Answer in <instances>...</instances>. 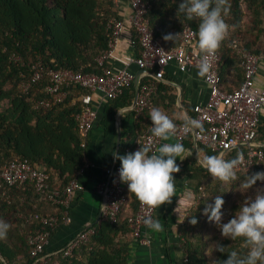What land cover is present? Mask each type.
Listing matches in <instances>:
<instances>
[{
  "label": "trees",
  "instance_id": "trees-1",
  "mask_svg": "<svg viewBox=\"0 0 264 264\" xmlns=\"http://www.w3.org/2000/svg\"><path fill=\"white\" fill-rule=\"evenodd\" d=\"M179 3L180 0H151L148 17L153 26L159 27L156 34L167 49L178 44V37L165 41L163 35H176L185 22L198 29V21H186L177 13ZM226 6L229 11L224 19L228 30L220 45V72L223 87L233 90L245 77L242 56L231 46L233 40L238 41L239 47L264 52V0H227ZM111 17L120 18L115 0H0V164L14 158L26 159L47 171L51 188L60 190L78 174L88 147H82L83 137L75 115L81 109L78 98L89 90L79 85L71 86L65 101L47 109L36 108L34 101L46 96L45 87L51 82L48 71L52 68L101 71L96 58L108 48L107 24ZM134 43L140 53L138 37ZM37 67L43 68L42 78L28 90H23L21 82L30 79ZM147 80L153 78H143L142 84ZM170 90L159 81L154 107L165 111L173 120H182V117L174 116L177 98L175 94H169ZM135 95L132 82L120 96L109 99L105 106L106 117H111L121 107L132 105ZM151 109L138 117L137 133L152 124ZM188 111L192 114L194 106L188 107ZM257 138L264 141V122L258 129ZM202 147L208 155H217L209 147L203 144ZM238 150L228 156L233 157ZM199 169L196 189L204 196L199 207L189 212L182 228L185 264H216L217 260L228 256L216 249L217 243L227 247L228 251L240 249L241 241L203 233L202 230L210 228L211 222L202 210L206 203L214 202L216 195H222L225 201L222 212H230V219L243 202L244 196L238 189L241 182L247 176L264 171V166L236 170L237 180L230 184L213 180L200 164ZM125 186L126 201L118 220L102 217L95 223L96 233L88 241L71 255L66 256L62 251L54 253L46 264H131V243L138 237L128 220L137 212L139 201L128 192L126 183ZM4 188L7 194L0 189V220L10 227L6 238L0 240V264H38L28 237L30 230L44 226L36 220L27 222L23 215L60 212L63 208L39 194L31 182L24 188L7 185ZM234 195L235 199L231 201ZM191 215L197 218L195 225L190 223ZM47 251L48 246L43 253ZM210 251L212 254H208Z\"/></svg>",
  "mask_w": 264,
  "mask_h": 264
},
{
  "label": "built area",
  "instance_id": "built-area-1",
  "mask_svg": "<svg viewBox=\"0 0 264 264\" xmlns=\"http://www.w3.org/2000/svg\"><path fill=\"white\" fill-rule=\"evenodd\" d=\"M115 2L117 4L119 0ZM129 3L132 8L129 20L139 39L140 53L127 55L126 64L121 69H114L108 64L117 48L121 33L126 27L124 20L111 17L107 24L108 48L96 58L101 71L92 72L85 71L83 68L67 67L52 68L48 71L51 82L45 87L46 96L34 101L36 108L47 109L53 104L65 101L69 87L79 85L87 88L89 92L82 93L78 98L81 102V109L75 115L83 137L82 147L84 148L88 147L91 132L99 117L98 108L94 106L95 93H101L107 100L120 96L124 89L134 82L136 73L130 69L131 64L144 69L140 91L135 95L134 103L130 105L135 117H139L145 110L154 107V95L158 92L159 81L164 79L166 68L172 62H175L181 71L198 70L197 65L202 53L198 46H194L198 39L195 26L185 22L181 30L177 32L178 44L167 49L162 39L156 34L159 27L153 26L148 17L151 0H129ZM231 46L237 48L242 56V65L245 70L244 80L233 90L223 87V77L220 72L222 52L219 47L216 54L210 58L211 70L204 77L210 86L208 100L206 103L195 104L194 112L190 115L201 121L204 131L201 133L197 130L195 133L185 134L182 130V120H174L177 124V132L173 140L169 142H180L184 145L186 139L193 135L198 142L212 151L217 154L222 153L225 159L232 158L228 154L239 149L237 152H242L244 159L236 170H249L264 166V143L257 138L264 110V88L256 83L260 63L264 61V52L256 53L239 47L236 39L233 40ZM42 76L43 68L37 67L30 79L21 82V88L28 90ZM145 77H152L153 80H147L142 84V79ZM160 143L161 141L151 134V124L136 137V144L139 147L140 145L148 146L155 150ZM126 150L129 151L130 147ZM93 166L85 153L84 164L78 174L63 190H60L51 188L48 181L50 175L47 171L26 159L14 158L0 164V189L4 190V194H7L4 188L6 185L24 188L28 182H31L39 194L49 197L63 208L61 212H32L23 215L27 222L36 220L44 226V228L30 230L28 237V244L32 248L33 256L36 257V263L46 264L51 259V255L59 251L66 256L71 255L76 248L96 233V227L89 226L71 238L60 250L43 253L50 242L53 231L58 226L72 220L70 210L75 194L86 190V185L80 176ZM119 167L120 163L109 167V176L97 186V192L103 197L105 203L104 215L112 221L119 219L126 201V186L119 180ZM199 199L201 196L198 197ZM156 210L147 208L139 202L137 212L129 217V226L144 244L150 243V240L141 235L143 228L146 227L143 221L149 216L154 218Z\"/></svg>",
  "mask_w": 264,
  "mask_h": 264
},
{
  "label": "clouds",
  "instance_id": "clouds-1",
  "mask_svg": "<svg viewBox=\"0 0 264 264\" xmlns=\"http://www.w3.org/2000/svg\"><path fill=\"white\" fill-rule=\"evenodd\" d=\"M227 0H180L177 13L186 21H198L197 46L202 53L197 65V75L206 77L211 70L210 58L216 54L221 42L225 39L228 25L224 16L229 9ZM176 35L171 33L163 35L165 41L174 40ZM151 119V134L161 143L153 150L148 146L126 154L112 151L114 160L120 161L118 169L120 182L126 183L128 192L145 207L150 209L160 208L171 203L175 195V181L173 173L180 171L177 160L183 161L189 154L180 142H169L176 135L177 124L163 110L154 107L149 112ZM182 130L185 134L204 131L199 119L182 116ZM196 148L197 162L207 170L211 177L224 184L237 180L236 169L242 163V152L225 159L223 154H204ZM257 181H264V171H259L247 176L240 184L241 192L252 188ZM222 193V192H221ZM185 203L190 207L194 204L193 193L187 190ZM225 201L222 195H216L214 202L206 203L202 214L207 220L215 224L221 235L232 241L240 240L241 248L226 251L224 245L217 243L216 249L220 253H228L226 259L217 260L216 264H264V188H257L254 196L245 197L239 204L234 215L226 222H222L224 212L222 207ZM197 207V205H196ZM190 216V215H189ZM144 224L155 232L163 230L159 219L151 216L144 219ZM190 223L195 225L197 218L191 215ZM10 225L0 220V240L6 238Z\"/></svg>",
  "mask_w": 264,
  "mask_h": 264
},
{
  "label": "crops",
  "instance_id": "crops-1",
  "mask_svg": "<svg viewBox=\"0 0 264 264\" xmlns=\"http://www.w3.org/2000/svg\"><path fill=\"white\" fill-rule=\"evenodd\" d=\"M117 5L120 18L125 21L126 27L121 33L117 48L108 64L118 70L125 66L127 55H135L139 52L134 43L137 37L136 32L129 20L132 10L129 0H119ZM194 46H197V43ZM129 67L135 73L140 69L136 64H131ZM197 72V69L181 71L175 62L166 68L162 82L170 87L169 94L176 95L177 101L174 109L176 118H181L185 113L190 116L188 107H193L197 103H206L208 100L210 86L204 77L197 75ZM256 83L264 88V61L260 63ZM108 101L101 93H95L94 106L98 108L99 117L91 132L88 149L85 152L94 166L80 176L86 185V190L76 192L70 210L72 220L54 230L48 244L49 251L63 247L71 238L85 228L95 225L102 217L109 218L104 215V200L97 192V186L109 176L108 168L120 163L119 160H114L112 151L126 154L140 148L136 144V137L141 132L137 133L139 132L136 128L138 117H135L134 110L130 108L131 106L121 107L114 115L107 118L105 106ZM263 122L264 110L261 124ZM184 146L189 154L183 161L177 160L180 171L173 173L176 179L175 195L171 203L158 208L154 216L163 225V230L155 232L147 226L143 228L141 235L148 238L150 243L144 244L139 238H137L139 241L136 239L131 243V264H185L186 254L181 237L184 235L182 228L189 212L199 207L198 197L204 196L203 192L196 189L197 176L201 169H199L195 151L196 148L201 150V158L207 153L202 143L198 142L193 135L186 139ZM127 147H130L129 151L126 150ZM189 189L194 199V204L190 207L185 203ZM205 230L202 232L205 233Z\"/></svg>",
  "mask_w": 264,
  "mask_h": 264
},
{
  "label": "rangeland",
  "instance_id": "rangeland-1",
  "mask_svg": "<svg viewBox=\"0 0 264 264\" xmlns=\"http://www.w3.org/2000/svg\"><path fill=\"white\" fill-rule=\"evenodd\" d=\"M257 188H264V181L257 182L255 185H253L252 188L248 189L245 192H242V194L244 196V197L242 196L243 197L242 201H244L245 197H247V196H254ZM238 189L240 190V187ZM240 192H241V190H240ZM231 199H232L231 201H233V199H235V195L232 196ZM230 216H231L230 212H229V214L225 212L224 216L222 217V222L226 223L229 220ZM205 231H206L205 234L209 235L210 237H213L214 235L224 237L221 235L220 229L216 225H212V223L210 224V228L209 227L206 228ZM208 254H212V251H210Z\"/></svg>",
  "mask_w": 264,
  "mask_h": 264
},
{
  "label": "water",
  "instance_id": "water-1",
  "mask_svg": "<svg viewBox=\"0 0 264 264\" xmlns=\"http://www.w3.org/2000/svg\"><path fill=\"white\" fill-rule=\"evenodd\" d=\"M144 69H139V71H137L136 75H135V79H134V87H135V94L137 95L140 91V85H141V78H142V73H143ZM136 100V97H135ZM105 204V203H104ZM103 204V206H105Z\"/></svg>",
  "mask_w": 264,
  "mask_h": 264
}]
</instances>
